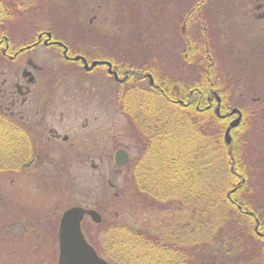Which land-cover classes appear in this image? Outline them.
I'll return each mask as SVG.
<instances>
[{
  "label": "rangeland",
  "instance_id": "rangeland-1",
  "mask_svg": "<svg viewBox=\"0 0 264 264\" xmlns=\"http://www.w3.org/2000/svg\"><path fill=\"white\" fill-rule=\"evenodd\" d=\"M51 2L44 0L35 9L34 14L39 16L14 18L8 24L3 23V30L11 37L24 39L40 27L50 28L74 50L106 55L127 65L146 62L149 69L157 71L158 77L182 80L185 85L201 79L205 73L207 63L198 62L197 56L201 44L206 42L208 60L214 65L213 82L224 89L230 105L244 108L241 127L237 134L230 135L232 152L222 148L225 154L238 157L240 165L238 179L232 177L228 182L233 185L225 194V201L237 185L245 190L241 195L251 207H245L244 204L249 205L242 201V214H233L241 216L243 228L248 221L243 216L254 215L251 225L258 237L257 244L251 246L253 242L246 237L243 244L224 255L223 251L232 247L226 234L228 241H208L202 247L205 254L190 257L191 263L187 264H264V259L252 255L264 249V17L256 8L264 0H200V7L194 5L195 0H62L60 4L52 2L49 7ZM37 49L36 54L42 53ZM69 66L66 71L46 73L45 84L55 86L53 101L67 105L64 112L69 117L65 114L63 121L75 120L85 127L79 129L84 135L75 143L83 150L101 149L110 153L113 140L120 138L130 147L134 158L139 153L134 137L138 125L133 116L137 118L138 111L143 113L146 108L151 112L173 106L162 101L161 96L133 100L137 95L132 90L134 93L127 95L128 102H123L125 108L121 109L113 94L117 84L111 77L101 74L100 69L86 73L77 65ZM58 107L57 113L62 111ZM116 134L118 138L114 137ZM7 137L0 132V144H6ZM110 159L95 158V162H100L97 171L90 168L88 161L80 164L77 157L70 158V167L62 172L53 167L54 161L32 173L0 170V264H57L58 223L64 209L81 205L94 208L101 215L104 213L98 206L113 211L114 190L121 183L123 175H120L128 176L129 170L125 167L115 175ZM229 162L227 158L223 164L228 165L227 169ZM11 163L3 159L0 167ZM108 181L114 184L113 190ZM128 212L131 218L126 220L138 225L134 216L138 211ZM169 215L156 210L143 213L139 228L147 232L150 223L155 220V227L162 225ZM98 223L87 216L83 218L81 227L86 236L89 234L91 239L103 236L96 227ZM241 232L247 236L243 229ZM240 251L245 254L239 256Z\"/></svg>",
  "mask_w": 264,
  "mask_h": 264
},
{
  "label": "trees",
  "instance_id": "trees-1",
  "mask_svg": "<svg viewBox=\"0 0 264 264\" xmlns=\"http://www.w3.org/2000/svg\"><path fill=\"white\" fill-rule=\"evenodd\" d=\"M43 1L0 0V31H5L3 23H9L14 18L28 16L30 19L39 16L37 13L34 14V11ZM48 1L60 4L62 0ZM195 1L197 3L194 5L199 6L200 0ZM46 29L52 31L50 28ZM52 34L62 39L53 31ZM208 47L203 41L198 50L199 54L196 55L199 57L198 62L207 63L201 79L185 85V81H171L165 76L163 91L150 89V97L161 96L164 99L162 101L173 107L163 110L156 108L151 112L146 108L143 113L137 114V118L135 116L138 131H134L138 134H134V137L139 154L132 158L130 168L126 166L129 170L128 176L121 174L120 176L123 175L121 183L117 189L115 188V192H112L113 211L98 206L102 207L100 211L104 214L96 227L101 229L99 233L103 236L100 238L98 235L91 239L89 234L86 236L84 233L97 253L105 255L103 257L111 264H187L190 257L197 258L198 255L205 254L206 250L202 247H205L208 241L218 239L228 241L226 234L232 247H227L228 249L223 251L224 255H228L230 253L228 251L246 237L248 241L253 242L250 243L251 246L257 244L258 236L251 225V222L255 221L254 215H242L248 219L244 223L245 228L242 227L241 216L235 215L241 213L242 201L249 205L244 204L245 207H251L241 195L245 190L237 185L234 192L228 194V201H225V194L233 185H229L228 182L235 177L238 179L240 165L238 157L225 154L222 149L223 146L227 148L230 145L220 140L222 120L215 114L211 115L208 110L200 107L196 109L191 107V104L180 105L176 101L178 97H186L188 85L190 88L198 89L195 92L196 98L200 92L206 94L203 90L206 87L218 86L212 80L215 73L213 63L208 60L210 58ZM142 63L139 61V66ZM149 70L158 84L161 77H158L154 69ZM220 94L226 101L224 89L220 88ZM203 101L204 99L197 98L198 103L202 104ZM185 138L192 140L186 141ZM227 158L230 160L228 169V165H223ZM3 159L12 161L11 165L18 161V157L13 155L0 154V162ZM0 170L11 172L12 169L9 171L5 166H1ZM222 178H225L226 182ZM130 210L138 211L134 215L138 225H132L126 220L131 218V215H128ZM153 210L166 214L169 212V218L157 227L154 220L150 223L151 226L146 227L145 232L139 228L141 227L139 218L143 213ZM242 229L247 236L242 234ZM186 247L190 250H186ZM243 254L245 253L238 252L239 256ZM252 255L264 259V249Z\"/></svg>",
  "mask_w": 264,
  "mask_h": 264
},
{
  "label": "flooded vegetation",
  "instance_id": "flooded-vegetation-1",
  "mask_svg": "<svg viewBox=\"0 0 264 264\" xmlns=\"http://www.w3.org/2000/svg\"><path fill=\"white\" fill-rule=\"evenodd\" d=\"M256 8L261 10L260 15L264 17V4L260 3ZM22 38H14L5 31H0V132L4 136L8 135L6 144L0 146V154L18 157V161L9 167L5 166L6 169L20 173H32L35 168H45L47 163L54 161L53 167L62 172L70 167V158L77 157L80 164L88 161L90 168L97 171L100 162H95V158L103 156L111 157L110 161L111 165H114L115 175L126 166L130 168L133 158L130 147L124 144L117 134L114 137L118 139L113 140V149L110 153L109 150L101 152V149L83 150L80 144L75 143L84 135V132L80 133L79 129L85 127L79 126L75 120H71L72 123L63 121L69 117L64 112L67 105L64 102L53 101L52 91L55 86H46V73L60 69L66 71L68 67L70 68L69 64L77 65L79 70L86 73L100 69L101 74L111 77L113 83L117 84L113 94L121 109L125 108L123 102H128L129 93H136L135 98L131 97L133 100L140 98L142 100L149 95L150 89L163 91L164 77H161L156 84L146 62L140 66L139 63L127 65L126 62L114 60L106 55H89L83 50H74L70 48L69 43L54 37L52 31L46 28L36 29L31 37ZM37 48H40L42 53L36 54ZM75 56H81L85 61L82 58L75 59ZM95 60L105 63H98L91 68L85 66V62L87 66H90ZM71 69L74 71L73 68ZM186 90L185 98L176 99L178 104L184 106L191 104V107H200V109L208 110L211 115L215 114L222 120L223 141H225V132L231 121L239 115L236 112L230 114L233 108L239 109L241 117L239 124L230 128L229 136L241 127L242 108L224 101L220 94V87L211 85L203 89L206 94L203 95L200 92L197 97L204 99L205 102L203 101L202 104L197 102L195 92L198 89L196 87H186ZM129 104L133 105V102ZM141 104L139 103L138 108ZM58 106L62 110L59 113L55 110L59 108ZM84 120V125H86L87 119ZM130 123L133 124L131 118ZM111 137L113 138V135ZM236 137L237 135L235 139ZM231 142L229 138V143ZM227 149L229 153L232 152V145L230 144ZM119 150H124L127 154L128 160L124 165L117 163L116 155ZM111 174L114 175L113 169ZM108 182L113 188L114 184L111 181ZM232 190L235 189L232 188Z\"/></svg>",
  "mask_w": 264,
  "mask_h": 264
},
{
  "label": "water",
  "instance_id": "water-1",
  "mask_svg": "<svg viewBox=\"0 0 264 264\" xmlns=\"http://www.w3.org/2000/svg\"><path fill=\"white\" fill-rule=\"evenodd\" d=\"M74 58L80 59L82 57L75 56ZM98 63L105 62L95 60L90 66H87L85 62V66L91 68ZM112 73L115 75L114 71ZM150 81L152 82V80ZM234 112L239 113V115L233 121H231L225 132L226 143L229 142L230 128L237 126L240 122L241 116L239 109L233 108L230 111V114ZM116 157L117 163L120 165H124L128 160L127 154L124 150H119ZM84 216H89L90 219L95 223L101 221V215L98 211L92 208L83 207L81 205H72L62 211L59 218L57 233V264H109L104 258L97 254L93 246L85 239L84 233L81 229V222Z\"/></svg>",
  "mask_w": 264,
  "mask_h": 264
}]
</instances>
